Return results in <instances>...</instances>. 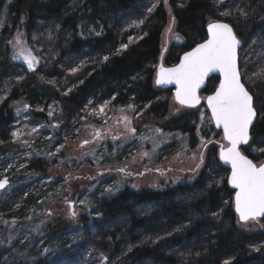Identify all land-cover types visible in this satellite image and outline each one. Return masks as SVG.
<instances>
[{"label": "trees", "instance_id": "16d2710c", "mask_svg": "<svg viewBox=\"0 0 264 264\" xmlns=\"http://www.w3.org/2000/svg\"><path fill=\"white\" fill-rule=\"evenodd\" d=\"M169 14L181 42L172 44L165 55L167 67L176 66L183 54L206 40L210 22L228 23L244 43L239 68L257 120L251 147H244L243 153L254 163L264 161V153L254 151L264 148V61L249 68V54L243 51L264 36V0H0V181H8L3 191L9 193L0 202L4 217L23 222L33 208L41 214L52 184L47 178L33 182L29 176L25 181L26 174L45 173L47 165L41 160H31L36 173L19 176L13 171L18 168L13 164L18 148L12 145V103L25 100L35 118L47 125L59 120L56 107L62 104L67 120L58 136L64 138H74V129L84 123L89 110L98 111L107 102L112 109L132 105L136 117L159 121L161 132L189 137L192 148L202 141L210 145L192 183L163 191L125 188L102 199L77 228L60 233L47 227L32 248L23 237L7 243L9 233L0 227V264H98L102 258L107 264H264V253L258 251L264 234H240L237 229L235 192L228 186L229 171L219 163L220 148L211 143L219 135L205 105L198 107L205 113L204 124L194 111L168 118L172 90L154 85ZM17 37L46 67L44 72L30 73L22 59H13ZM218 83L211 79L204 97ZM29 128L25 135L32 134ZM57 148L62 151V143ZM54 186L58 190L61 182Z\"/></svg>", "mask_w": 264, "mask_h": 264}, {"label": "rangeland", "instance_id": "374dc122", "mask_svg": "<svg viewBox=\"0 0 264 264\" xmlns=\"http://www.w3.org/2000/svg\"><path fill=\"white\" fill-rule=\"evenodd\" d=\"M170 27L171 32H169ZM176 27L175 20L169 14L161 37L162 59L172 44L181 42L180 38H176L178 36ZM243 51L249 54L246 56V63L250 64L249 68H254L255 64L263 62L264 36L253 40ZM38 62L39 65L35 63L30 73L46 70L39 60ZM26 66L28 68L27 63ZM254 76L255 82L259 83L261 81L258 79L259 75ZM25 105H28L25 100L10 104L16 121L13 128L20 133V139H14L12 143L18 148V153L14 152L16 159L13 163L18 168L13 171H16L19 176L30 171L36 173L31 166V160L35 159L36 162L41 160L42 164L47 165L45 173L26 174L25 181L28 182V178L32 177L33 182L36 178H47L52 184L47 186L49 202L44 206L41 214H37L39 212L33 208L27 211L23 222L17 217L11 219L0 214V227H3L6 233L8 231L7 243L9 244H14L18 237H23L32 248L38 238L44 236L49 226L60 233L63 229L64 231L75 229L84 216H88L90 211L97 209L102 199H109L125 188L137 192L163 191L170 186L192 183L204 166L210 146L201 143L192 148L189 137L161 132L157 127L159 121H152L142 116L136 117L135 111L130 108L122 111V109L105 107L103 113L90 109L87 118L83 119L84 123L78 124L76 128L78 132L74 129V138H64L62 135L58 136L65 131L64 126L67 120V115L63 114L65 109L62 104L56 107L60 115L59 120H51L48 125L35 118L36 114L32 113L29 107L25 108ZM50 111L52 112L51 108ZM187 111L197 112L200 117L203 115L201 124L205 123L203 110L182 107L174 101L173 96L171 97L168 118L180 116ZM124 117L131 121L130 125H126ZM54 124H59V127H52ZM27 127H32V129L29 128L32 134H24L23 131L26 132ZM128 127L135 129V135L129 133ZM156 129H159V132L155 131ZM96 133L100 134L99 137ZM218 135L216 139L212 137L211 143H215L214 145L219 148L221 145L227 147L222 134L218 133ZM84 141L89 143L82 147ZM58 143H62V151L59 148L57 151ZM36 145L41 147L39 149L38 146L39 151L36 150ZM144 152H147L148 156H144ZM7 160L10 162L11 158ZM57 181L61 182V187L55 191L57 187L54 184ZM8 194L7 191L0 192V202L5 200ZM236 218L240 234H264L262 219L242 225L238 222L237 216ZM37 225L40 226L39 230H36ZM258 251L264 253V245L259 247ZM98 264H107L105 258L100 259Z\"/></svg>", "mask_w": 264, "mask_h": 264}, {"label": "snow or ice", "instance_id": "6c2138e0", "mask_svg": "<svg viewBox=\"0 0 264 264\" xmlns=\"http://www.w3.org/2000/svg\"><path fill=\"white\" fill-rule=\"evenodd\" d=\"M219 2L223 3V0H219ZM154 7L155 4L148 11L151 12ZM238 11L241 15H246L242 9H238ZM221 14L229 15L230 13L223 12ZM169 32H171V27ZM176 38L179 39L178 36ZM15 45L18 46V51L13 59H22L27 63L30 70L33 69L34 64L37 63V58L21 46L18 37L15 40ZM240 45L241 41L229 24L210 22L207 27V39L198 44L192 51L185 53L177 66L169 69L161 67L155 83L157 85L175 84L174 98L176 102L181 106L195 108L200 104L201 97L197 93L205 78L212 72L221 74L222 80L219 87L213 95L206 98V102L211 110V120L217 128L222 129L223 140L228 145L227 147L221 145L219 155L224 163L231 165L228 183L236 190L234 204L239 217L238 222L246 225L250 221H257L258 218L264 217V161L259 164L254 163L240 150L241 145L251 147L249 144L251 139L250 127L257 116L253 106V97L242 82V74L238 66L237 49ZM107 59L108 57L105 56L104 60L107 61ZM76 70L72 69L73 72ZM27 107L29 106L25 105V108ZM105 107H107V102L99 107V111L103 113ZM129 108L135 111L132 105H129ZM39 110L43 111V109ZM48 115L51 116L52 112L49 111ZM201 119L203 120V115ZM124 120L126 125L131 124L127 117H124ZM52 127L58 128L59 124H54ZM128 131L135 135L134 128L128 127ZM155 131L159 132V129ZM12 135L15 139H20L19 132H13ZM99 135L96 133L97 137ZM21 143L26 142L21 141ZM88 143L89 141H84L81 146L83 147ZM203 143L205 142L202 141ZM254 151L264 153V148L254 149ZM50 155L54 154L50 153ZM143 155L148 156V153L144 152ZM120 171L123 172L124 169H120ZM127 174L130 175V173ZM7 183V180L0 181V189H3ZM39 227L37 225L36 230H39Z\"/></svg>", "mask_w": 264, "mask_h": 264}, {"label": "water", "instance_id": "95a60500", "mask_svg": "<svg viewBox=\"0 0 264 264\" xmlns=\"http://www.w3.org/2000/svg\"><path fill=\"white\" fill-rule=\"evenodd\" d=\"M219 23H225V22H219ZM228 24V23H227ZM230 26V25H229ZM208 27V26H207ZM231 27V26H230ZM233 29V28H232ZM233 31H234V29H233ZM235 33V32H234ZM206 34H207V28H206ZM236 35V34H235ZM206 39H207V37H206ZM203 43V42H202ZM242 47H243V44H242V42H241V45H240V47L237 49V56H238V66H239V53H240V51H241V49H242ZM195 48V47H194ZM190 51H192V49L190 50ZM190 51H188V52H190ZM187 53V52H186ZM185 54H183L181 57H180V60H179V62H178V64L180 63V61H181V59L183 58V56H184ZM177 64V65H178ZM36 65L38 66L39 65V62L37 61V63H36ZM176 65V66H177ZM161 67H163L164 69H169V68H173V67H175V66H173V67H167V66H165L164 64H163V59H162V57H161V59H160V61H159V64H158V66H157V70H156V74H155V78H154V85H155V87L157 88V89H159V90H172V94H173V99H174V101L176 102V100H175V92H176V85L175 84H166V85H157L156 83H155V81H156V79H157V76H158V73H159V71H160V68ZM30 71V70H29ZM213 78H216V79H218V81H219V83H218V86H217V88L219 87V84H220V81L222 80V76H221V74L219 73V72H212V73H209V75L205 78V80H204V83L201 85V87H200V89L198 90V95L201 97V101H200V104L199 105H197L195 108H189V107H186V106H182V107H185V108H188V109H196V108H198L199 106H201L202 104H204L205 105V107H206V109H207V111H208V113H209V115H210V118H211V110L208 108V106H207V102H206V98L208 97V96H210V95H213L214 93H215V91L212 93V94H210V95H208V96H206L205 97V99H204V95H203V93L205 92V90H206V88H207V85H208V82L211 80V79H213ZM216 88V89H217ZM215 89V90H216ZM247 89V88H246ZM251 95V94H250ZM177 103V102H176ZM178 104V103H177ZM178 105H180V104H178ZM181 106V105H180ZM253 106H254V100H253ZM256 111V110H255ZM257 113V112H256ZM256 120H257V116L254 118V121H253V125L250 127V136H251V131H252V129H253V127H254V125H255V123H256ZM212 121V120H211ZM212 124H213V127L215 128V130L218 132V133H220V134H222V137H223V131H222V129H219V128H217L216 126H215V123L212 121ZM224 142H225V144L227 145V142L224 140ZM250 142V141H249ZM228 146V145H227ZM247 145H241L240 146V150H241V152H242V154L244 155V153H243V148L244 147H246ZM220 150H221V148L219 149V152H218V160H219V163H220V165L221 166H223L225 169H227L228 171H229V176H228V178L230 177V175H231V165L230 164H226V163H224L221 159H220ZM246 156V155H245ZM247 157V156H246ZM4 180H6V179H4ZM3 181V180H2ZM228 186H229V188L230 189H232L234 192L236 191L235 189H233L232 187H231V185L228 183ZM8 187V183L5 185V187L3 188V189H0V191H3V190H5L6 188ZM234 197H235V195H234ZM233 208H234V212H235V215L238 217V214L236 213V211H235V204H234V200H233ZM258 219H264V217H260V218H258ZM238 220H239V217H238Z\"/></svg>", "mask_w": 264, "mask_h": 264}, {"label": "flooded vegetation", "instance_id": "af4514ba", "mask_svg": "<svg viewBox=\"0 0 264 264\" xmlns=\"http://www.w3.org/2000/svg\"><path fill=\"white\" fill-rule=\"evenodd\" d=\"M28 70H30L29 67H28Z\"/></svg>", "mask_w": 264, "mask_h": 264}]
</instances>
